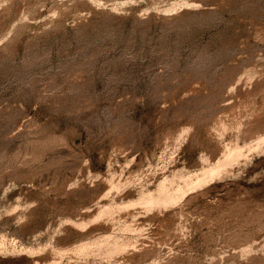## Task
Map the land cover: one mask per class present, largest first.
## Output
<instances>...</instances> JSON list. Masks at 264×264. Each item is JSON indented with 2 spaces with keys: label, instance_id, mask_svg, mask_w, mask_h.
Wrapping results in <instances>:
<instances>
[{
  "label": "rangeland",
  "instance_id": "obj_1",
  "mask_svg": "<svg viewBox=\"0 0 264 264\" xmlns=\"http://www.w3.org/2000/svg\"><path fill=\"white\" fill-rule=\"evenodd\" d=\"M0 264H264V0H0Z\"/></svg>",
  "mask_w": 264,
  "mask_h": 264
},
{
  "label": "bare ground",
  "instance_id": "obj_2",
  "mask_svg": "<svg viewBox=\"0 0 264 264\" xmlns=\"http://www.w3.org/2000/svg\"><path fill=\"white\" fill-rule=\"evenodd\" d=\"M263 142V141H262ZM228 156V155H227ZM241 156V155H240ZM226 162H227V160H226ZM222 164V163H221ZM217 166H215V167H210L209 168V170L208 171H206V174L208 173L209 175H211V174H213L214 175V173L218 170L217 168H216ZM204 174V173H203ZM205 174V175H206ZM204 176V175H203ZM212 176V175H211ZM210 176V177H211ZM201 178V177H200ZM203 179V178H202ZM191 180V179H190ZM198 182H203L202 180L201 181H198ZM194 183V182H193ZM196 183V182H195ZM197 184V183H196ZM179 186V185H178ZM194 186V185H193ZM188 187V186H187ZM167 189V188H166ZM190 190V189H189ZM173 193V192H172ZM170 196V195H169ZM166 198V197H165ZM170 198V197H169ZM167 199V198H166ZM172 199V198H171ZM163 200H164V198H163ZM166 201V200H165ZM167 201H169V200H167ZM170 201H172V200H170ZM174 203V202H173ZM148 204V203H147Z\"/></svg>",
  "mask_w": 264,
  "mask_h": 264
}]
</instances>
